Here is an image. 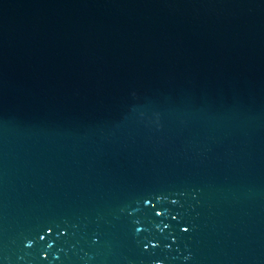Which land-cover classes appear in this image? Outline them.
<instances>
[{"label": "water", "instance_id": "1", "mask_svg": "<svg viewBox=\"0 0 264 264\" xmlns=\"http://www.w3.org/2000/svg\"><path fill=\"white\" fill-rule=\"evenodd\" d=\"M0 264H264V0H0Z\"/></svg>", "mask_w": 264, "mask_h": 264}]
</instances>
